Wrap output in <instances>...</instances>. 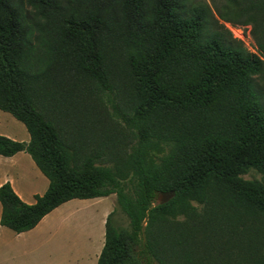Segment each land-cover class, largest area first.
Returning a JSON list of instances; mask_svg holds the SVG:
<instances>
[{
	"label": "trees",
	"instance_id": "trees-1",
	"mask_svg": "<svg viewBox=\"0 0 264 264\" xmlns=\"http://www.w3.org/2000/svg\"><path fill=\"white\" fill-rule=\"evenodd\" d=\"M249 10L259 18L255 53L229 32L232 40L217 32L209 7L192 0H0V111L29 135L27 142L0 135V156L27 154L48 181L33 204L9 182L1 184L0 226L24 233L68 201L115 195L96 264H177L162 259L164 244L180 252L187 237L193 242L191 231L184 229L181 240L177 227L160 221L188 210L186 197L202 200L215 191L220 220H199L197 229L209 237L220 221L224 235L241 226L246 245L236 244L241 255L224 264H264L254 243L264 184L238 178L249 168L264 174V0L252 1ZM110 42L120 46L134 80L130 112L122 115L136 140L127 156L129 188L118 171L97 166L98 153L72 160L58 128L33 100L41 64L60 54L110 91ZM151 142L169 152L147 165L143 153ZM169 191L174 197L159 204ZM118 211L125 226L116 221Z\"/></svg>",
	"mask_w": 264,
	"mask_h": 264
},
{
	"label": "rangeland",
	"instance_id": "rangeland-1",
	"mask_svg": "<svg viewBox=\"0 0 264 264\" xmlns=\"http://www.w3.org/2000/svg\"><path fill=\"white\" fill-rule=\"evenodd\" d=\"M192 1L209 7L217 22L216 31L225 35L227 40L239 41L247 51L256 52L252 30L254 25H259V18H256L258 22L255 21L256 13L249 10V4L255 0ZM106 62L110 91L100 90L77 68L70 56L60 54L50 58L46 64H41L42 72L34 88L33 100L58 128L72 160L74 154L81 160L92 152L98 153L101 160L97 166L118 171L117 178L129 188L131 173L127 156L135 148L136 140L122 115L130 112L134 80L124 64L118 44H108ZM0 135L16 141L29 139L23 124L1 111ZM168 152V147L151 142L144 150L143 159L147 165H154ZM5 175L12 177L15 187L25 197L30 193L42 195L48 186L47 179L24 153L14 159L0 156V178ZM238 178L264 184V174L252 168L246 169ZM217 196L215 191L202 200L188 196L185 199L188 210L177 209L174 214L163 216L159 225L177 227L181 240L186 234L184 229L190 230L193 240L191 242L187 237L180 252L169 251L168 245L164 244L161 254L164 262L224 264L241 255L236 244L244 246L248 240L241 226L234 234L227 228L224 235L220 232V221L218 230L206 232L209 237L197 229L199 220H220L221 211L215 204L217 201L213 200ZM115 208V195L71 200L51 213L41 235L20 237V241L12 231L1 228L0 264H96L104 242L102 223ZM116 221L126 225V218L119 211ZM257 222L260 240L255 237L254 243L255 249L261 253L264 252V217ZM151 262L158 264L154 260Z\"/></svg>",
	"mask_w": 264,
	"mask_h": 264
},
{
	"label": "crops",
	"instance_id": "crops-1",
	"mask_svg": "<svg viewBox=\"0 0 264 264\" xmlns=\"http://www.w3.org/2000/svg\"><path fill=\"white\" fill-rule=\"evenodd\" d=\"M2 112V111H1ZM2 113H5V112H2ZM29 136V135H28ZM29 140V139H28ZM28 140H25L24 142H27ZM18 154H21V153H17L15 154L14 156L12 157H6V158H9V159H14L17 157ZM25 154V153H24ZM27 155V154H25ZM6 182H9L12 189L14 190V192L19 196V198L24 202V203H27V204H33L34 203V196L35 195H39V194H36V193H30V195L28 197H25L21 194V192L18 190L17 187H15V181H13L12 177L9 176V175H5L4 177H1L0 178V185L3 184V183H6ZM45 192V191H44ZM88 200V199H87ZM69 202V201H68ZM67 203V202H66ZM65 204V203H64ZM63 205V204H62ZM60 207V206H59ZM57 209V208H56ZM55 209V210H56ZM55 210H53L52 212H54ZM51 212V213H52ZM51 213H49L48 215H46L37 225L35 228H33L32 230L30 231H27V232H24V233H20V234H15L14 232V235L15 237L17 238H14L16 239L17 241H20L22 237H32V236H37V235H41L42 234V231H43V227H44V224L45 222L47 221V219L49 218V216L51 215ZM106 218V216H105ZM104 223H105V219H104V222L102 223L103 226H104ZM101 224V225H102ZM1 228H4L2 226H0V229ZM7 229V228H5ZM21 237V238H20ZM16 242V241H15ZM102 246V245H101ZM102 249V248H101Z\"/></svg>",
	"mask_w": 264,
	"mask_h": 264
},
{
	"label": "water",
	"instance_id": "water-1",
	"mask_svg": "<svg viewBox=\"0 0 264 264\" xmlns=\"http://www.w3.org/2000/svg\"><path fill=\"white\" fill-rule=\"evenodd\" d=\"M173 197H174V192H173V191L162 192V193L158 196V203H159V204H165V203H167L169 200H171Z\"/></svg>",
	"mask_w": 264,
	"mask_h": 264
}]
</instances>
